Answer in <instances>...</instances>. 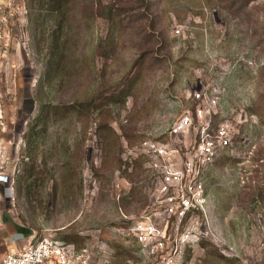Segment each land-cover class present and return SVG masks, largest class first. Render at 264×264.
<instances>
[{
    "label": "rangeland",
    "instance_id": "obj_1",
    "mask_svg": "<svg viewBox=\"0 0 264 264\" xmlns=\"http://www.w3.org/2000/svg\"><path fill=\"white\" fill-rule=\"evenodd\" d=\"M38 2L22 0L26 44L2 80L8 133H34L36 162L31 188L0 201V254L7 230L85 243L99 229L109 264L137 262L117 228L152 180L125 146L164 133L200 89L218 96L209 131L228 124L238 161L209 171L208 233L186 264H264V0Z\"/></svg>",
    "mask_w": 264,
    "mask_h": 264
},
{
    "label": "built area",
    "instance_id": "obj_2",
    "mask_svg": "<svg viewBox=\"0 0 264 264\" xmlns=\"http://www.w3.org/2000/svg\"><path fill=\"white\" fill-rule=\"evenodd\" d=\"M27 22L22 0H0V201L14 199L16 179L26 159L24 138L8 133L14 121L5 114L2 80L16 73ZM187 99L196 103L194 108L181 112L164 133L125 146V159L132 163L142 157L152 180L145 208L130 225L117 228L134 247L138 260L129 264H186L187 255L208 233L206 181L217 158L233 156L231 135L227 123L214 134L209 131L219 105L217 95L194 89L187 92ZM99 233L98 229L96 240L80 247L50 236L30 234L21 242L13 238L0 264H109L106 255L111 251Z\"/></svg>",
    "mask_w": 264,
    "mask_h": 264
},
{
    "label": "trees",
    "instance_id": "obj_3",
    "mask_svg": "<svg viewBox=\"0 0 264 264\" xmlns=\"http://www.w3.org/2000/svg\"><path fill=\"white\" fill-rule=\"evenodd\" d=\"M59 4H60L59 0H39L38 8L40 10L45 9V10L53 11V10H57ZM39 15L40 14H37V19H39L38 18ZM124 95H127V93H124ZM47 110H48V106H46V105L41 106V109L39 110V114L37 116V119H40L41 116H46L47 112H48ZM34 137H35V135L33 132L31 133V131L29 134L25 135L24 157H26V159L23 161L22 172L18 175V177L16 179V185L18 186L19 191H20V189L26 191L29 188H31L32 178L35 174L36 158L32 155V153L34 151L33 148H36V141H35L36 139ZM28 155H30V156L28 157ZM228 161L235 163L238 161V159L233 157V156L224 154L215 160L214 167H224L225 165H227L226 163ZM16 185H15V190H16ZM131 223L132 222H130V224ZM130 224H128V225H130ZM63 240H65L67 242L74 243L76 247H80L84 244L83 237H81L80 235L67 236V237H64ZM188 258L189 257L187 255L186 259H188Z\"/></svg>",
    "mask_w": 264,
    "mask_h": 264
},
{
    "label": "crops",
    "instance_id": "obj_4",
    "mask_svg": "<svg viewBox=\"0 0 264 264\" xmlns=\"http://www.w3.org/2000/svg\"><path fill=\"white\" fill-rule=\"evenodd\" d=\"M7 231H8V235H7L6 238H5V244H6V247H7L8 243H9V240H10V239L18 238V241H19V242L23 241V239L19 238V237L17 236V234H14L15 232H12V231H10V230H7ZM19 233H20V232H19ZM2 254H3V252L0 254V257H1Z\"/></svg>",
    "mask_w": 264,
    "mask_h": 264
}]
</instances>
